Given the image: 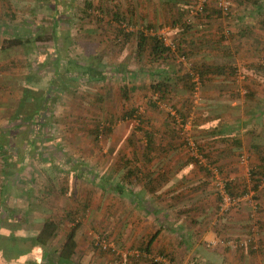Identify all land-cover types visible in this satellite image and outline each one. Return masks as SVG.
Listing matches in <instances>:
<instances>
[{"label": "rangeland", "instance_id": "1", "mask_svg": "<svg viewBox=\"0 0 264 264\" xmlns=\"http://www.w3.org/2000/svg\"><path fill=\"white\" fill-rule=\"evenodd\" d=\"M216 1L208 0V3L215 7ZM252 1L242 0V6L234 1L231 4L233 15L229 18L223 13L218 19L214 16L210 23L198 19L187 34L197 42H203V35L212 37L213 42L206 43L202 51L225 59L231 55L235 60L231 65L236 69L238 64L236 74L230 79L221 77L228 82H221L220 77L210 78L205 83L208 87L199 84L191 92L183 90L185 83L173 81L172 98L159 100L152 94L151 84L158 79L152 71L165 68L182 75L193 70V57L184 62L152 63L146 55L139 59L136 36L125 40L119 31L126 29L125 32L135 33L151 25L153 29L148 33H160L172 40L184 30L179 15L184 10L186 19L195 14V8L200 7L197 0L175 3L163 0H0V23L4 25L0 34V264H48L49 256L56 260L59 253L56 256L55 253L64 244V235L75 225L79 226L77 231L81 236L75 264L89 260L92 264H128L133 261L127 258L128 253L141 261L139 264H151L152 260L159 264H218L219 250L245 248L251 239L257 240L258 247L264 232L259 221L261 203V210L251 226L233 224L234 211L240 208L243 209L239 219L247 214L251 218L247 194L252 187L224 211L216 177L206 173L214 199L208 217L205 212L199 215L198 210L186 206L180 211L170 209L168 215L163 213L162 224H150L149 216L141 226L135 220L138 211L124 208L131 200L115 190L118 184L135 187L133 177L129 181L123 178L129 168L134 170L140 164L138 157L147 143L143 129L156 131V143L161 150H166L163 144L173 140L169 144V150L174 153L171 155L189 157L190 164L199 168L204 165L191 159L196 156L188 141L203 148V134L207 132L204 128L210 131L221 125L229 127L238 116L233 109L244 105L246 99L251 100L248 102L252 106L260 101L264 107V101L258 98L262 96L248 97L247 85L240 81L244 80L241 78L243 65L249 66L254 74L264 76V29L259 25L262 16L256 12ZM115 10L125 14L129 23L114 18ZM261 12L264 13V4ZM243 15L244 23L252 27L250 36L241 32L238 17ZM31 32L53 33L55 39L1 50L4 38L18 34L25 38ZM224 33L226 39L220 41L219 36ZM89 66L100 72L98 77H92L95 71L88 70ZM27 87L32 94L28 97L24 95ZM123 87L128 91L126 98L121 92ZM49 89L52 96L46 99ZM178 108L189 114L186 123L176 112ZM132 109L136 111L129 115ZM173 126L180 130L176 137L168 134ZM106 128L107 132L101 131ZM216 136L223 141L224 137H229H218L215 133L206 138L213 141L212 137ZM173 143H179V147H174ZM26 155H29L27 159ZM248 161L246 158L245 162H239L247 167ZM202 162L206 163L205 158ZM4 167L7 173L2 170ZM249 174L250 168L248 177ZM243 178L249 179L235 177L238 185H245ZM253 199L256 198L253 196ZM88 200H92V207L86 208ZM68 211L72 216L67 215ZM145 212L150 213L152 209ZM172 217L177 218L174 224L170 223ZM201 217H205L203 222H195ZM47 218L62 219L64 224L46 246L33 243L35 246L29 248L30 241L26 240L19 243L20 250L25 252L15 251V246L14 251L10 250L14 259L5 257V247L15 245L9 241L11 237L21 235L30 239L38 235ZM158 231L161 233L155 239L154 250L168 248L176 256H163L151 249L148 259L137 257L140 244L148 243L153 235L150 233ZM98 238H109L112 250L101 249L96 244ZM232 241L240 245L235 248ZM88 250H93V254ZM83 252L91 254L90 258ZM123 254H127L126 261ZM81 255L83 261L79 258ZM160 256L162 260L158 259ZM250 263L248 259L246 264Z\"/></svg>", "mask_w": 264, "mask_h": 264}, {"label": "crops", "instance_id": "2", "mask_svg": "<svg viewBox=\"0 0 264 264\" xmlns=\"http://www.w3.org/2000/svg\"><path fill=\"white\" fill-rule=\"evenodd\" d=\"M163 1L166 3L167 2L175 3L176 1H179V0H163ZM240 1H235L238 4V6H242L241 4L242 0ZM241 69L243 70L242 72H244V76L242 75L241 78H243L244 80H240V81H242L244 84L247 85L246 87L248 91L250 90V92L252 93L254 92L253 96H256L257 94L259 96H262L258 98L259 100L263 102L264 101V76H259V74H254L253 70L250 69L249 66L245 67L243 65ZM257 77L259 79H257ZM228 78L230 79V77ZM218 79L221 82L229 81V80L224 81L223 78L221 77ZM259 83H261V86H259ZM203 86H207V85H205L204 83ZM247 89L243 90V93H245ZM183 90H185V88H183ZM248 100L246 99L245 104L241 105V107L238 106L233 109L235 110L234 114H238V116L233 122L230 123L229 127H225L221 125V126L215 127L214 129H211L210 131L209 129H205L203 127L204 130L208 132L203 134L204 138L202 139L203 144H204L203 147L204 149H206V152L208 153L207 155H209V159L212 162L219 164L223 175L228 176V178H231V177L235 178L238 176L239 177L246 176L247 178H249L247 180L243 178L245 182L244 186L240 184L241 181L239 182L240 184L239 191L242 193H243L244 188L248 189L252 187V185H250V182H251L250 177L247 176L248 168L252 169L254 167V169H256L260 165L261 166L264 165V107H261V103H259L260 101H257L256 106H252L248 102ZM242 114L243 116H241ZM210 132L214 134L217 133L218 137L224 136V135L229 136V137L227 138L224 137V141H223L222 139H218L216 136L215 138L217 139H213V141H210V140H207L206 138L207 135L210 134ZM171 142H174V141L170 140L167 143L163 144L162 148H166V150L164 149L161 150L160 145H157V143H155L157 146L156 149H153V150H157L155 153L152 154L153 152L152 151L147 157H145L143 154L138 157L140 164L136 167L138 169V174H137L136 181H135L134 192L140 194L141 199L140 198H139L140 200L136 199V201L134 202L130 201L129 202L130 207L127 206L124 208L125 209L131 208L134 211L136 210L139 212V213L138 212L135 213V220H136V223H138V225L140 226L145 223L144 222L145 219L149 220L147 219V217L149 216H150L149 218H151L152 220V221L151 220L149 221L150 224L159 225L161 223L160 221L162 220V217L164 215H168V211H170V209L180 211V210L187 208L186 206H189L191 207V209H194L196 211L198 210L199 213L197 214L200 215L201 213H204V212H205L204 214L208 212L210 213L211 211H209V209H211L212 206L214 205L213 204L214 199L212 198L213 196L210 195V184H208L206 180L207 179L206 167L201 165L202 167L199 166V168H197L196 166H194L193 163L190 164L191 162L188 161L189 157L182 158V156H179V155L172 156L174 153L172 154V152L169 150V147H170L169 144H171ZM173 146L179 147V143L178 144L173 143ZM158 151L165 152V153H159ZM242 155H246L249 160L247 167L240 164L239 162L240 159L238 158L241 157ZM53 168H55V166ZM148 179L150 180V185L155 186V191L149 190L145 186L146 181H148ZM258 197H259V200L262 206L259 221L261 222L262 231H263L264 230V184H262L258 189ZM147 198H149L148 203H146ZM162 198H164V200L160 201V199ZM91 201L88 200L85 203L86 208L92 207ZM151 209H152V212L150 213L145 212ZM242 209L243 208H240L238 212L234 211V214H236L234 216L236 218L235 220H233V224L241 223V224L246 225L250 221L252 224L253 220L249 219L248 214L245 217L246 219L245 218L239 219L238 215L240 216L242 215V211H241ZM178 211H175V214L178 215L179 213ZM163 213L165 214L163 215ZM234 216H232V218ZM176 217H172L171 222H170L171 224H174V221H177ZM182 225H180V227H182ZM160 233L161 231H158V234L155 237V239H157ZM150 234L151 235L153 234L152 236H154L155 233H150ZM31 236L32 235H29V237ZM36 236L37 235L35 234L33 235V237H36ZM65 236L67 237V235H64V238H63L64 242L66 240ZM15 237H18V240L16 241L17 243L16 249L20 250L19 248V245L21 244L20 242H24L23 239L28 238V236L23 237L19 235ZM80 237L81 236L79 235V232L77 231V234H76L77 249H76V253L72 256V262L74 261L75 263L78 262L76 255L80 251V248H79V246L81 245ZM4 239H7V238H4ZM155 239H153L152 244H151V249L153 250L154 253L157 254V252H159L161 255L167 254V255L176 256V254L172 253L173 251L169 250L168 248L166 250H154ZM28 240L30 241L29 248H32L35 246L33 245V243H37V244L39 243V242H35V240H31V239H28ZM251 241L254 243L252 244L253 248H257V246L255 245L257 240L251 239ZM262 242L264 243V232H262ZM9 247L10 248L13 247V244ZM5 248H8V246H6ZM226 249L230 253H228V251L226 252L225 250H219L218 252L220 254H216V257H217L216 263L218 264H246L249 259L251 260L250 264H259V262L264 264V248H262L263 249L262 251L257 249V250H254L253 252L249 251L248 245L245 248L235 249L234 251L231 250L230 247L229 249L228 248ZM21 252H25L24 249H22ZM89 253L93 254V250H90ZM56 254H57V251L55 253V256ZM82 254L85 257L87 256L89 258L91 256V254L85 255V252H83ZM130 254L131 253H128L129 256H127V258L129 260H132L133 258L134 262L132 261L130 263L129 261H127L129 262L128 264H132V263L137 264L136 258H134L133 255H132L133 257H131ZM236 254L239 256H236ZM126 255L127 254H123L124 261H126L127 259ZM5 257L10 260H13L14 259L13 252H10V250L6 249ZM57 258L59 257L56 256V259ZM79 258L81 261H83L82 255ZM47 259L50 261L52 260L50 256ZM158 259L162 260V256L158 257ZM139 263H141V261H138V264ZM85 264H92V260L85 262Z\"/></svg>", "mask_w": 264, "mask_h": 264}, {"label": "trees", "instance_id": "3", "mask_svg": "<svg viewBox=\"0 0 264 264\" xmlns=\"http://www.w3.org/2000/svg\"><path fill=\"white\" fill-rule=\"evenodd\" d=\"M199 2V0H197ZM231 4H234V1H238V0H230ZM250 1V0H247ZM254 2V3H253ZM252 3L256 6L255 10L256 12L259 13V16H262L259 19L260 22V26L262 27V29H264V13L261 12V8L264 4V1L262 0H254L252 1ZM216 4H218V2L216 1ZM229 5V7L225 8V7H221L216 5L215 7L210 6L208 1H205L203 3V5H201L199 8H195V14H192L190 16L187 17L186 19V15L185 14V10L183 12H181V14L179 15L180 17V26L183 27V32L181 31L180 35L173 38L172 40H167V38L160 34V33H148L149 30L153 29V27L151 25H147L146 27L143 28H139L137 30V32H133V31H129V32H125V30H120L119 32H121V36L123 37V39H130L133 36H136L137 38V55L138 58H143V55H146L149 57L150 61L152 63L158 62V61H163V62H170V60H173V62H175V60H182V62H184L183 60H186V58H195L194 56H198L195 59L191 58V66L193 68V70H190L188 72H185L182 75H179V72H175L170 71L168 69L162 68V69H157V71H152L151 74L155 75L158 79L156 81H154V83L151 84V89H152V94L153 95H157L158 99H162V100H167L172 98L173 94H174V86H173V81H178V82H183L185 83V91L191 92L194 91V89L197 88V86L199 84H204L207 82L208 79L210 78H214V77H232L236 74V69L238 67V64H236V69L233 67V61L235 62V60L231 57V55H229V58H223L220 56H212L211 54H206V51H202V48L204 50V48L207 47L206 43H210L211 41L213 42L212 37L208 38L207 36L203 35V37H201V41L203 42H197V40L191 36V39H189L188 31H190L193 28L194 22H196L198 19H204L206 21V23H210V21L212 20V18H216L218 19L219 16L221 17V15L224 13L226 15L227 18L231 17L233 15L232 12V5ZM181 6V5H179ZM254 6V7H255ZM180 10V7H179ZM254 10V11H255ZM251 15V12H250ZM14 15H12L13 17ZM113 17L116 19H119L121 22H125V24H128L129 21L126 20L125 14L121 13L118 10H115L113 13ZM245 15L243 16H239L238 17V22L241 23L240 24V29L242 34H246L250 36V32L252 27L250 28L249 24L244 23V19ZM196 19V20H193ZM185 20V21H184ZM198 24H200L198 22ZM202 24V23H201ZM54 26V24H53ZM55 29V27H53ZM2 28H4V25L2 23H0V34H3V30ZM220 29H222V27H220ZM230 32V31H228ZM212 34V32L210 33ZM120 35V34H119ZM44 39H55V35L53 33L49 34V35H43L41 33H32L30 35H28L27 37H23L22 35H15V36H11V37H7L4 38L2 43H1V50L2 51H7V50H11L14 49L16 47L25 45V44H35V43H39L42 42ZM226 39V35L225 33L222 34L221 36H219V40L222 41ZM196 40V41H195ZM90 71H95V75L92 77H98L99 73L96 69H92L91 66H89ZM211 80V79H210ZM122 95L124 98L128 97V91L126 89V87H123L121 89ZM187 92V93H188ZM248 97H253V93L250 92V90L248 91ZM24 95L25 96H31V90L27 87L24 90ZM46 99L52 96V92L49 89L46 94ZM152 105L156 106V102L152 101ZM136 111V109H132L131 112H129V115H132L134 112ZM176 112H178L179 116H181L182 121H184L183 123H186V120L189 118V114L187 112H184L183 109L178 108L176 110ZM178 116V115H177ZM177 122V121H176ZM175 122V123H176ZM177 124V123H176ZM109 129H103L101 131H105L107 132ZM179 127L177 126H173L171 128L170 131H168V134H170V136L172 137H176L179 134ZM206 131V130H205ZM96 136L98 137V128L96 129ZM143 135L145 136V138L147 139V143L145 146V151H143V155L145 157H147L152 151L153 149H156V137H155V132L156 131H151V130H144L143 129ZM208 132V131H207ZM214 133H211L209 135H213ZM214 139H216L215 137H212ZM198 147V151L203 155V157L205 158V160L207 161V163L205 164L204 162L200 161V159L198 160L197 157H191V159L195 158L197 160V162L199 161L201 164L204 165V167H206L207 169V173L212 174L211 172V166L213 165H217L219 166V164H216L215 162H212L209 159V155H207L208 153L206 152V149H204V147L202 148L200 145H197ZM25 158L27 159V155L25 156ZM25 159V160H26ZM194 160V159H193ZM8 162V161H7ZM132 168V167H131ZM135 168V167H134ZM4 172L7 170L5 167L2 169ZM221 170V169H220ZM8 171V170H7ZM6 171V173H7ZM136 172L135 174H138V169L135 168L133 170L132 169H128L127 175L123 178L125 181H129L131 180V177H133V181L132 184H134L135 186V181H136V177L137 175L134 176V174L132 172ZM13 172V171H10ZM222 172V170H221ZM12 174V173H11ZM250 181L253 183L252 184V190L254 191V197L258 200V195L256 194V191H258L259 187L264 184V165H260L258 168L254 169V167L252 169H250ZM10 176V175H8ZM129 178V179H128ZM148 178V177H147ZM4 186V185H3ZM149 190L155 191V186L154 185H150V180L148 179V181H146V185H145ZM239 187L240 185H238V182L235 180H231L227 182V188L229 193L231 194V196L233 197H239L242 192L239 191ZM110 188V187H109ZM115 190L120 192V195H122L123 197H127L131 200V202L136 201V199L138 200L139 198L141 199V195L134 192V188H126L125 186L120 185H116ZM4 190L6 189V186L4 187ZM110 190H112L110 188ZM113 190V191H115ZM251 190V189H250ZM248 192L247 188L243 189V193ZM219 199L221 201V197L218 193ZM139 199V200H140ZM259 201V200H258ZM260 201H259V207H258V212H260ZM210 211V210H209ZM68 216H72V212L68 211L67 213ZM207 217L209 215V212L206 213ZM203 218L205 217H201L199 219H197L198 223L203 222ZM251 220H253V218H249ZM62 224H64V221L61 219L59 221L57 220H53L51 218H47L42 226V229L40 231V233L33 238H30L31 240H35V242H39L40 244H42L43 246L46 245L48 242H50V240L52 238H54L56 236L57 230L60 228V226H62ZM249 226H251V221L247 223ZM78 225H75L73 227H71V229L68 231L66 240L64 242V244L61 246L60 250H56L57 253H59V258H57L55 261H50L48 260L47 262H49L48 264H74L72 262V256L76 253V249H77V240H76V234H77V230H78ZM158 233H155L154 236H152V239L147 243H144V241L140 244V246L138 247L139 253L136 254L137 257H143L146 259H148L149 255H151L152 250H151V244L153 239H155V237L157 236ZM12 235V234H10ZM107 236V235H106ZM23 239V238H22ZM18 240V237H11V239L9 241L14 242L15 245L13 247H15L17 245L16 241ZM24 241L28 240L27 238L23 239ZM107 240H110L109 238ZM257 243V242H256ZM247 244V243H246ZM254 244L252 241H249L248 244V249L250 250V252H253L254 250L259 249L260 251H262L264 248V243L261 241L260 244L258 245L257 248H253ZM97 246V245H96ZM13 247H8L6 249L14 251ZM98 247V246H97ZM99 248V247H98ZM103 249V248H101ZM189 249V248H187ZM104 250H112L111 248L108 249H104ZM115 251V249H113ZM15 251H19L21 252V250L16 249ZM145 252V253H144ZM174 257H172L173 259ZM151 264H159L158 262L152 260ZM137 264H138V260H137Z\"/></svg>", "mask_w": 264, "mask_h": 264}, {"label": "built area", "instance_id": "4", "mask_svg": "<svg viewBox=\"0 0 264 264\" xmlns=\"http://www.w3.org/2000/svg\"><path fill=\"white\" fill-rule=\"evenodd\" d=\"M205 1L208 0H199L198 4L199 6L203 5V3ZM218 2V6L221 7H229V5L231 4L230 0H217ZM189 145H190V149H192L193 154L200 159V161H202L204 159L203 155L201 153H199L198 151V147L196 145V143L192 142V141H188ZM247 156L246 155H242L241 156V163L245 162ZM211 171L214 174V177H216L217 180V186H219V195L221 197V209L225 210H229L230 207L232 205H235L237 203V201L241 198V197H233L231 196V194L228 191L227 188V182L229 181V178H225L223 176V173L221 172L220 168L217 165H213L211 166ZM230 180H235V178H230ZM254 196V191L251 189L249 191V195L247 194V198L249 200V206H250V215L251 217L254 219L256 214L258 213V207H259V201L256 199H253ZM232 204V205H231ZM234 242V246L235 248H237L238 245H240V243H238V241H232ZM231 242V243H232ZM96 244L103 249H108L112 247V244L110 241L106 240V238H98Z\"/></svg>", "mask_w": 264, "mask_h": 264}]
</instances>
